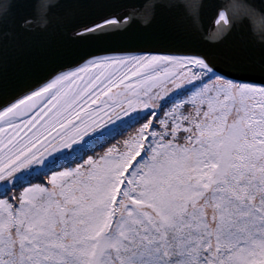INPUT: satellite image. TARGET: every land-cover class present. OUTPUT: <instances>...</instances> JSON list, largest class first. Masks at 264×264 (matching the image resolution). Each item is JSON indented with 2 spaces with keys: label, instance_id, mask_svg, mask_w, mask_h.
Here are the masks:
<instances>
[{
  "label": "snow or ice",
  "instance_id": "1",
  "mask_svg": "<svg viewBox=\"0 0 264 264\" xmlns=\"http://www.w3.org/2000/svg\"><path fill=\"white\" fill-rule=\"evenodd\" d=\"M211 7L0 2V264H264V32H153Z\"/></svg>",
  "mask_w": 264,
  "mask_h": 264
},
{
  "label": "water",
  "instance_id": "2",
  "mask_svg": "<svg viewBox=\"0 0 264 264\" xmlns=\"http://www.w3.org/2000/svg\"><path fill=\"white\" fill-rule=\"evenodd\" d=\"M127 2L143 6L150 3L151 0H127ZM261 2L262 0H211L212 7L204 11L201 19L195 25L177 12L164 11L160 20L153 27V32L160 24L170 25L174 35L179 38L183 46L192 49L205 47L207 33L213 26V14L217 7H223L228 10L229 14L234 13L242 21L240 30L233 33L227 40L226 46H230L245 39L252 33L254 27L257 33L264 32V12L253 13L248 7L249 5H259ZM19 14L17 11L18 16ZM135 24L136 26L129 33L130 41L137 42L150 35L143 31L142 18H138ZM48 39L55 42L59 41L61 37L54 28Z\"/></svg>",
  "mask_w": 264,
  "mask_h": 264
}]
</instances>
